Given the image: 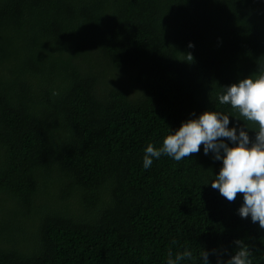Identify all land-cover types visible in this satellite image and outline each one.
I'll return each instance as SVG.
<instances>
[{
	"label": "trees",
	"instance_id": "16d2710c",
	"mask_svg": "<svg viewBox=\"0 0 264 264\" xmlns=\"http://www.w3.org/2000/svg\"><path fill=\"white\" fill-rule=\"evenodd\" d=\"M262 72L264 0H0V264H264L214 153L143 167L205 111L254 139L218 95Z\"/></svg>",
	"mask_w": 264,
	"mask_h": 264
},
{
	"label": "clouds",
	"instance_id": "9594fccd",
	"mask_svg": "<svg viewBox=\"0 0 264 264\" xmlns=\"http://www.w3.org/2000/svg\"><path fill=\"white\" fill-rule=\"evenodd\" d=\"M189 47L193 45L189 44ZM192 60L191 54L187 55ZM219 103L229 105L247 122L256 127L254 139L244 128H229V116L217 111H205L196 119H189L168 134L157 148L148 144L144 149L143 167L148 169L154 159L167 155L175 161H181L200 151L205 155L214 153L215 160H222V167L211 183L213 189L229 202H234L238 194L243 195V205L239 208L242 218L251 217L253 223L264 229V72L256 78H245L227 86L218 95ZM231 141L232 146L225 143ZM237 250L225 262L217 264H251V252L242 241H235ZM204 264H208V253L202 252ZM192 253L185 249L173 258L168 252L167 264L191 259Z\"/></svg>",
	"mask_w": 264,
	"mask_h": 264
}]
</instances>
